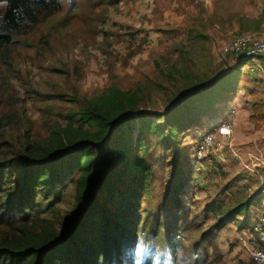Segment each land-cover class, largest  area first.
<instances>
[{
    "label": "trees",
    "instance_id": "16d2710c",
    "mask_svg": "<svg viewBox=\"0 0 264 264\" xmlns=\"http://www.w3.org/2000/svg\"><path fill=\"white\" fill-rule=\"evenodd\" d=\"M87 1H92V17H100L97 23H106L108 11L100 8L105 4L111 7L113 0ZM173 3L178 6L176 13L191 19L192 25H166L162 31L200 43L204 39L200 3L153 0L159 13ZM60 9L59 0H0V64L4 67V73L0 72V264H165V258L148 244L163 241L171 254L184 253L180 233L187 231L186 224H192L196 216L189 219L184 213L180 196L191 197L198 187L193 186L195 171L190 160L173 161L171 165L177 167L164 203L153 209L151 149L164 147L165 141L171 140L173 129L180 128L177 123L183 121H172L174 114L194 95H186L162 116L164 130L148 113L138 111L144 103L138 86H111L91 96L34 93L35 100L41 97L48 103L44 108L47 116H56L51 121L48 117L42 135L34 134L24 101L10 88L14 72L11 53L16 36L30 32ZM177 44L182 41L174 38L156 53L167 55L169 47ZM138 50L129 52V57ZM105 53L111 73L117 56L110 46H105ZM173 65L165 70L170 80L183 71ZM160 68L155 60V70ZM241 68L242 63L235 62L233 71L226 74H240ZM57 103L63 106L58 108ZM245 105L251 111L250 121L258 128L264 120V101ZM216 167L214 163L207 170ZM249 177L237 182L241 189L235 193L220 188L223 201L207 205L204 212H212L216 218L200 235V258H212L210 248L217 253L218 233L226 225L243 233L252 229L255 215L264 213L253 198H246ZM68 189L73 194L71 209L54 210ZM179 257L185 261L184 256Z\"/></svg>",
    "mask_w": 264,
    "mask_h": 264
},
{
    "label": "rangeland",
    "instance_id": "374dc122",
    "mask_svg": "<svg viewBox=\"0 0 264 264\" xmlns=\"http://www.w3.org/2000/svg\"><path fill=\"white\" fill-rule=\"evenodd\" d=\"M59 1L61 9L58 13L44 19L30 32L15 37L11 53L10 62L14 72L10 88L24 101L26 114L34 123V134L42 135L45 132L43 128L49 117L44 110L48 103L41 97L35 100L34 93H64L68 96L77 92L81 96H91L111 86L122 89L138 86L143 90L144 98L138 111L148 113L164 130L162 116L179 105L186 95L193 94L185 106L178 108L172 119L176 122L182 118V124L177 123L181 127L173 129L174 136L165 141L164 147L156 145L151 149L154 197L150 206L153 209L157 204L161 206L164 203L167 187L173 180L177 164L171 165V162L187 163L190 160L192 163L198 136L217 126L231 109H236L238 113L233 147L241 156H247V150L253 149L249 134L251 111L244 110V107L249 102L264 101V91L257 85L256 78L245 69L240 74H226L233 71L234 58H224L220 50L241 33L257 36L264 33V1L209 0L210 7L208 3L203 8L204 26L201 31L204 39L200 43L177 33H164L162 30L170 22L189 27L192 21L186 16L177 17L174 10L164 16L155 9L150 10L153 6L149 1L142 0L147 3L145 5L141 0H113L109 8L105 4L100 9L106 8L109 17L102 25L97 23L99 16L92 17V1ZM174 38L181 40L182 45L169 47L167 55L156 53L159 46L167 41L174 42ZM105 46H110L111 52L117 56L111 73L108 71ZM136 50V54L129 57V52ZM174 50L177 52L174 53ZM155 60L161 64L158 70H155ZM175 63V69L183 70V76L173 74L170 80L165 70L171 69ZM3 69L0 64L1 73ZM56 106L61 108L63 105L57 103ZM55 117L50 116V121ZM215 163L217 167L207 170V176L196 177L201 187L194 190L191 197L186 194L180 196L184 213L189 215V219L196 216L193 225L188 222L187 231L180 233L184 253L171 254L164 249L163 241L160 245L155 241L148 244L165 258V264H207L203 262L205 259L200 258V235L208 224L210 227L215 223L216 216L204 211L210 202L223 201L220 188L227 187V190L235 193L241 189L237 182L247 176L231 153L225 152L223 162ZM260 168H263L261 177L264 182V165ZM249 178L244 188L246 198L250 193L248 189L254 192L261 181L253 176ZM65 194V199L54 210L67 212L71 209L72 189ZM43 206L46 208L47 202ZM205 218L210 220L206 222ZM162 219L167 222L165 215H162ZM237 235L235 227L226 225L218 233L217 253L213 248L207 249L212 257L208 260H227L230 253L239 247L235 244ZM216 254L221 257L215 259ZM179 256H184L185 261Z\"/></svg>",
    "mask_w": 264,
    "mask_h": 264
},
{
    "label": "built area",
    "instance_id": "2783aa9c",
    "mask_svg": "<svg viewBox=\"0 0 264 264\" xmlns=\"http://www.w3.org/2000/svg\"><path fill=\"white\" fill-rule=\"evenodd\" d=\"M152 2V0H146ZM224 58H234L235 62L242 63V69L255 76L264 89V33L257 36L251 33H241L230 39L220 50ZM236 109H231L226 117L214 128L198 136L193 149L192 164L194 166V187H201L196 177H205L207 167L215 162L224 160V153H231L239 157L233 147L234 128L237 118ZM264 134V121L261 124ZM247 162H242L243 168L251 175L261 179V160L257 156L248 155ZM248 194L258 205L264 209V182L260 181L258 188ZM236 243L242 251L228 260L210 262L208 264H264V213L253 218V226L249 231L239 233Z\"/></svg>",
    "mask_w": 264,
    "mask_h": 264
},
{
    "label": "crops",
    "instance_id": "0c3cea01",
    "mask_svg": "<svg viewBox=\"0 0 264 264\" xmlns=\"http://www.w3.org/2000/svg\"><path fill=\"white\" fill-rule=\"evenodd\" d=\"M142 1V0H141ZM146 1V0H145ZM145 1H142V2H144L145 3ZM209 0H197V2L198 3H200V5L202 6V8H205V7H207V5H208V2ZM137 3H139V2H137ZM150 3V5L151 6H153V8H150V10H152V9H155L154 8V5H153V0H152V2H149ZM141 4V3H140ZM147 3H145V5H146ZM206 5V6H205ZM205 6V7H204ZM177 4L176 3H173V5L168 9V10H166V11H164V12H162L161 13V15H165V14H167V13H169V11L170 10H174L173 12H174V15H176L177 17H185V15H181V16H179L177 13H176V9H177ZM208 7H210V3H209V6ZM204 10V9H203ZM204 14H205V10H204ZM174 24H176V23H168V24H166V25H174ZM253 77H255V76H253ZM256 78V77H255ZM256 80H257V85L264 91V89L262 88V86H261V84L259 83V80L256 78ZM264 95V94H263ZM263 97V96H262ZM245 109L244 110H249V112H250V109L249 108H246V107H244ZM237 124H238V115H237V118H236V124H235V128H234V132H235V130H236V126H237ZM249 130L251 131L249 134H250V136L252 137L251 138V141H252V145H253V149H248L247 151V156L248 155H253V156H257V157H259L260 158V160H261V166L262 165H264V160H263V154H264V134L262 133V131H261V125H259V127L256 129V127L254 126V124L252 123V122H249ZM234 146V145H233ZM236 150V149H235ZM236 153L239 155L240 154V152H238L237 150H236ZM247 156H241V155H239V157H235L236 158V160L238 161V163H239V165H240V167L244 170V172L247 174V176H251L244 168H243V165H242V162H247V160H246V158H248ZM263 168H260V171H261V176H262V172H263V170H262ZM254 177V176H253ZM221 177H219V179H220ZM256 179H259V178H256ZM261 181H263V179H262V177H261V179H260ZM249 190V189H248ZM248 195V194H247ZM238 234H239V232H238ZM236 241V240H235ZM235 244L237 245V243L235 242ZM242 252H240V248L238 247H236L231 253H230V256H228L227 257V260L228 259H231V258H233V256H235L236 254H241ZM207 262V264L208 263H210L211 262V260H208V259H205V260H203V262ZM210 261V262H209ZM215 261V260H214ZM217 261H220L219 259L217 260ZM216 262V261H215Z\"/></svg>",
    "mask_w": 264,
    "mask_h": 264
}]
</instances>
